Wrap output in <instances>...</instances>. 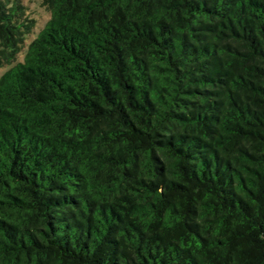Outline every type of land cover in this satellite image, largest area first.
Listing matches in <instances>:
<instances>
[{"label":"trees","instance_id":"trees-1","mask_svg":"<svg viewBox=\"0 0 264 264\" xmlns=\"http://www.w3.org/2000/svg\"><path fill=\"white\" fill-rule=\"evenodd\" d=\"M41 3L26 46L0 0V264H264V0Z\"/></svg>","mask_w":264,"mask_h":264},{"label":"rangeland","instance_id":"rangeland-1","mask_svg":"<svg viewBox=\"0 0 264 264\" xmlns=\"http://www.w3.org/2000/svg\"><path fill=\"white\" fill-rule=\"evenodd\" d=\"M25 7V17L35 21L33 34L28 38L26 46L36 38L51 18L50 11L44 7L41 0H18ZM24 55L20 56L22 60ZM3 70H1L2 72Z\"/></svg>","mask_w":264,"mask_h":264}]
</instances>
